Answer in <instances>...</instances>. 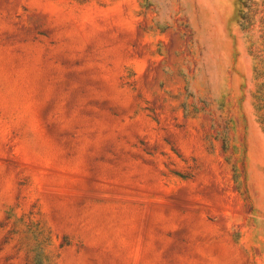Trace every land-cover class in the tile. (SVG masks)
I'll use <instances>...</instances> for the list:
<instances>
[{
  "label": "rangeland",
  "instance_id": "374dc122",
  "mask_svg": "<svg viewBox=\"0 0 264 264\" xmlns=\"http://www.w3.org/2000/svg\"><path fill=\"white\" fill-rule=\"evenodd\" d=\"M0 264H264V0H0Z\"/></svg>",
  "mask_w": 264,
  "mask_h": 264
}]
</instances>
